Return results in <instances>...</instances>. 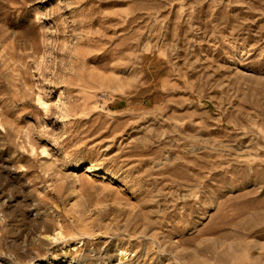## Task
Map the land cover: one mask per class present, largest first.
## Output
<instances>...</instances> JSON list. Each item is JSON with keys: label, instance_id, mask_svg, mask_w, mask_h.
<instances>
[{"label": "rangeland", "instance_id": "rangeland-1", "mask_svg": "<svg viewBox=\"0 0 264 264\" xmlns=\"http://www.w3.org/2000/svg\"><path fill=\"white\" fill-rule=\"evenodd\" d=\"M0 264H264V0H0Z\"/></svg>", "mask_w": 264, "mask_h": 264}]
</instances>
